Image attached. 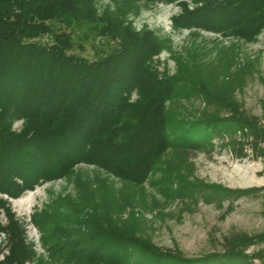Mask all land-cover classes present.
I'll use <instances>...</instances> for the list:
<instances>
[{
  "label": "trees",
  "instance_id": "1",
  "mask_svg": "<svg viewBox=\"0 0 264 264\" xmlns=\"http://www.w3.org/2000/svg\"><path fill=\"white\" fill-rule=\"evenodd\" d=\"M197 2L191 9L180 2L175 27L232 28L245 39L264 27V0ZM88 3L0 0V195L15 199L85 163L137 185L157 174L158 193L181 200L188 212L199 201L229 200V213L234 200L257 197L256 187L231 189L194 178L191 154H210L218 146L238 159H264V94L260 117L237 99L258 73V58L241 57L235 43L221 44L205 58L190 47L174 57V74H161L151 65L160 40L133 30L124 13L96 16ZM78 21L102 22L99 33L110 37L114 50L92 60L69 54L70 35L53 23L67 27ZM44 34L52 40L42 42ZM14 118L25 121L20 131L11 130ZM93 195L79 204L64 202L62 212L47 213L46 204L32 215L50 256L41 264H250L264 259L263 248L246 251L264 243V227L255 234L231 233L222 238L220 251L188 257L152 241L147 214H164L159 200L148 202L126 191L99 200ZM0 213L8 248L0 264H25L33 252L25 243L24 224L2 196ZM44 213L52 224L47 233L38 218Z\"/></svg>",
  "mask_w": 264,
  "mask_h": 264
},
{
  "label": "rangeland",
  "instance_id": "2",
  "mask_svg": "<svg viewBox=\"0 0 264 264\" xmlns=\"http://www.w3.org/2000/svg\"><path fill=\"white\" fill-rule=\"evenodd\" d=\"M96 16L104 14L114 15L124 13L123 19L135 31L151 32L161 42L158 52L152 54L151 65L161 74L172 75L176 69L174 57L186 54L189 48H194L200 57H207L213 53L214 48L221 44L235 43L241 57L258 58V73L249 78L243 90L237 93V99L250 114L261 116L264 85L259 75L264 79V27L250 39L237 35L232 28H221L217 31L206 30L199 27H175L173 17L182 10L181 3L185 1L187 8L191 9L199 4L197 0L147 1V0H87ZM54 29H66L70 35L72 48L69 54H78L87 59H95L100 54L106 55L114 50L115 44L108 36L99 33L97 26L82 21L72 22L69 26H59L55 22ZM218 28V26H217ZM42 42L51 41L52 36L44 34L40 37ZM96 51V52H95ZM200 53V54H199ZM137 97L136 92L131 93V100ZM25 121L14 118L11 130L20 131ZM249 152V151H248ZM194 164L193 177L205 182L216 183L227 188H259L257 197L241 196L233 201V210L225 213L229 200L221 203H204L199 201L196 206L191 205L192 211H184L181 200L165 199L158 192L154 178L149 176L140 185L115 177L109 171L91 164L80 163L73 167L61 178L49 181H40L32 189L24 191L15 199L0 195L10 202L15 217L24 224L25 243L32 250L29 261L25 264H41L48 261L50 256L41 240V233L33 221V214L41 212L48 204L47 213L62 212L65 202L74 204L91 200V195L99 199L116 192H130L141 196L150 202L157 199L160 210L164 214L152 216L147 222V231L155 245L161 248L178 249L184 256H199L210 251H220L224 236L235 232L255 234L264 227V159H253L251 155L245 158H235L229 149L218 146L209 154L195 152L191 154ZM123 189V191H122ZM60 204V207L56 205ZM44 233L52 225L47 216L39 215ZM1 225H5V216L0 213ZM6 234L0 230V260L8 254L5 247ZM263 248L264 243L249 247L246 251L251 253ZM32 259V260H31ZM250 264H264V259L254 258Z\"/></svg>",
  "mask_w": 264,
  "mask_h": 264
}]
</instances>
